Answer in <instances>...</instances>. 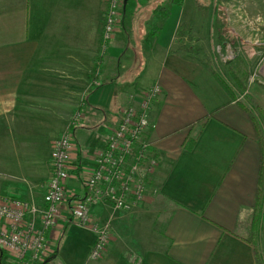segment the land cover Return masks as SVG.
<instances>
[{
    "label": "crops",
    "instance_id": "0c3cea01",
    "mask_svg": "<svg viewBox=\"0 0 264 264\" xmlns=\"http://www.w3.org/2000/svg\"><path fill=\"white\" fill-rule=\"evenodd\" d=\"M186 3L124 0L93 85L106 0H0V202L19 196L43 207L53 143L72 131L65 198L45 234L46 264H256L246 240L261 148L237 103L252 96V83L231 100L202 54L185 51L177 37L195 18ZM137 54L143 66L127 78ZM154 82L161 93L148 137L158 164L147 179V203L128 211L94 205L92 220L111 231L101 256L90 259L92 232L64 217L84 195L82 172L94 164L121 110ZM263 95L255 90L264 109ZM259 245L264 259V236Z\"/></svg>",
    "mask_w": 264,
    "mask_h": 264
},
{
    "label": "built area",
    "instance_id": "2783aa9c",
    "mask_svg": "<svg viewBox=\"0 0 264 264\" xmlns=\"http://www.w3.org/2000/svg\"><path fill=\"white\" fill-rule=\"evenodd\" d=\"M123 4L124 0H106L93 85L98 84L101 61L119 25ZM160 93V84L154 82L141 90L138 100L121 110L118 124L105 146L96 152L94 164L82 172L85 193L73 200L64 218L67 223L92 232L90 259L99 258L109 240V224L91 218L94 205L108 203L113 210L128 211L136 203H147V179L158 164L148 137L154 127L151 108ZM79 117L77 110L70 123H76ZM72 147V131L68 127L53 143L48 196L43 207L19 196H8L0 202V264H36L44 260L45 234L56 223L65 198L66 166Z\"/></svg>",
    "mask_w": 264,
    "mask_h": 264
},
{
    "label": "rangeland",
    "instance_id": "374dc122",
    "mask_svg": "<svg viewBox=\"0 0 264 264\" xmlns=\"http://www.w3.org/2000/svg\"><path fill=\"white\" fill-rule=\"evenodd\" d=\"M198 2L196 7L195 0H187V14L197 19L195 21L192 17L191 22H184L177 38L183 39L185 51L190 55L201 53L206 64L237 94L240 91L232 75H236L244 85L252 83L249 85L252 93L250 100L257 103L255 90L261 88L264 91V0ZM143 19V16L140 17L135 24L137 38L142 33ZM143 58V54H137L127 78L139 71L143 66ZM109 228L111 231L110 225ZM50 261L58 264L56 259ZM36 264L46 262L43 260Z\"/></svg>",
    "mask_w": 264,
    "mask_h": 264
},
{
    "label": "trees",
    "instance_id": "16d2710c",
    "mask_svg": "<svg viewBox=\"0 0 264 264\" xmlns=\"http://www.w3.org/2000/svg\"><path fill=\"white\" fill-rule=\"evenodd\" d=\"M153 30L149 33L147 42H150L153 37ZM215 81L221 86V88L228 95L229 99L236 100L237 93L234 89L227 84V82L219 76L217 73H212ZM233 80L236 83V87L239 89L240 93H244L246 90V85L236 76L232 75ZM238 105L247 113L251 123L254 127L255 133L257 135V140L261 148V162H260V172L258 179L257 194L255 199V204L253 206V214L251 220V231L248 239L246 240L252 246L253 255L256 264H263L264 259L260 253V241L264 236V109L257 103L250 100L247 96H244V100L237 101ZM191 146L188 145L187 149Z\"/></svg>",
    "mask_w": 264,
    "mask_h": 264
}]
</instances>
